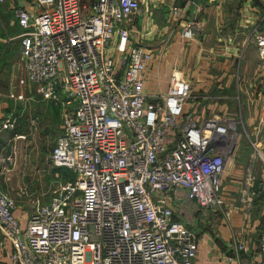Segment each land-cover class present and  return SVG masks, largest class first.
<instances>
[{
    "label": "built area",
    "instance_id": "1",
    "mask_svg": "<svg viewBox=\"0 0 264 264\" xmlns=\"http://www.w3.org/2000/svg\"><path fill=\"white\" fill-rule=\"evenodd\" d=\"M11 1L21 28L20 81L58 107L60 130L48 159L71 177L24 220L0 191L6 264H195L197 242L182 215L223 205L221 175L237 122L185 114L190 83L176 72L165 91L143 90L151 53L129 34L142 0ZM169 14L178 16L179 9L172 6ZM197 27L193 18L183 19L180 37L192 39ZM247 38L264 69V29L252 27ZM15 123L8 114L0 130ZM14 159L11 146L0 182ZM253 196L241 192L244 210ZM256 245L257 259L238 264H264V224ZM231 251L224 262L248 249L236 237Z\"/></svg>",
    "mask_w": 264,
    "mask_h": 264
},
{
    "label": "crops",
    "instance_id": "2",
    "mask_svg": "<svg viewBox=\"0 0 264 264\" xmlns=\"http://www.w3.org/2000/svg\"><path fill=\"white\" fill-rule=\"evenodd\" d=\"M142 2L144 5L140 4L139 14L132 18L129 34L131 43L142 45L151 53L144 73L143 90L149 93L165 91L170 73L176 72L190 83L191 91L195 89L200 92L199 99L188 102V98L183 107V112L190 114L193 120L198 121L199 117L206 114V111L207 114L212 113L208 117H217L221 120L233 119L236 114L242 116L240 104L238 102L234 104L233 100L235 89L240 82L239 66L233 68L227 63H215L213 65L215 70H210V66H205L204 63L209 64V59L207 61L205 59L209 57V54L224 58L235 57V51H243L247 46H253L255 51V46L247 35L254 26L264 29V19L261 18L264 0H143ZM14 5L15 3L11 0H5L0 4V82L8 76L11 80L13 75L10 73L15 65L23 71V59L18 42L21 28L13 12ZM172 6L179 9L178 16L169 14V8ZM188 18L196 20L198 27L192 39L184 40L179 35V26L183 19ZM147 29L152 31L142 36L136 32V30ZM14 49L18 57L14 55L15 53L13 54ZM232 60L225 59V62L230 63ZM18 61H20L19 64ZM253 70L260 74L255 76L253 81L255 82L263 75L264 69L259 64ZM248 85H252L256 92L255 83H248ZM205 99L210 100L205 101ZM26 101H21V104L24 105ZM29 101L38 104L41 115L45 113L48 106L52 108V117L57 115L59 119L58 134L61 124L58 107L40 98ZM41 102H45V105H41ZM247 103L243 104L245 106L244 109L242 108L243 118L247 129L253 135V143L251 140L247 141L253 152L246 154L245 146L242 147L240 143L230 148L221 175L223 205L220 212H214L215 209L204 212L194 208L193 218H189L186 213L182 215L188 221V228L197 233L195 234L197 242L195 264H238L250 256L257 259L255 255L257 236L259 228L264 224V99L252 96L251 100L247 98ZM7 107L8 104L0 105V120L8 114L12 116L10 110L5 112ZM36 116L39 117V115ZM33 117L27 122L35 129L38 119L36 117V122L31 123ZM8 133L0 130V169L3 157L13 146L9 147V145L17 140H11ZM18 150L6 177L8 183L15 182L17 177ZM238 160H243V163L240 164ZM258 185H260L259 195H257ZM245 189L254 192L246 210L239 201L241 192ZM14 214L24 220L28 213L16 208ZM189 219L192 220L191 223ZM197 221L206 225L209 223H215V225L198 232L194 227ZM236 237L244 240L248 252L244 255L238 254L235 260L226 263L224 257L231 255V247ZM8 252V246L0 249V264L7 263Z\"/></svg>",
    "mask_w": 264,
    "mask_h": 264
},
{
    "label": "rangeland",
    "instance_id": "3",
    "mask_svg": "<svg viewBox=\"0 0 264 264\" xmlns=\"http://www.w3.org/2000/svg\"><path fill=\"white\" fill-rule=\"evenodd\" d=\"M141 3L144 5L143 2ZM255 53L256 52L254 51L253 46H247V48L243 49V51H235V57L231 56L230 58H224L223 56H211V54H209V57L205 58L206 61L209 59V64L204 63L205 66H210V70H215V68H213L215 63H227L233 66V68H237L239 66L240 72L238 76L240 82L237 89H235V96H233V100L234 104H237V102L240 104V114L242 116L236 114L235 118L230 119L237 122L235 126L236 134L233 142L231 143V147H234L237 143H240L242 147L245 146L246 149L243 150L246 154L253 152L247 142L251 140L253 143V135L250 134V131L247 129L244 123L243 109L245 106L243 104L247 103V98H250L251 100L252 96L259 99H264V71H262L263 75H261L257 81L253 82L255 76L259 74L254 72L253 69H255L256 66H259L260 64ZM13 54L16 55V49H14ZM16 57L18 56L16 55ZM225 59L233 60L229 63L225 62ZM19 63L20 61H18V64ZM17 68H19V70ZM10 74L13 75L11 80L9 79L10 76H8V78L0 82V105L2 103L3 106L4 104H8L5 112L10 110L12 116L16 118V123L12 130L3 131L11 132L15 129L14 132L8 133V137H10L11 140H14V135L17 134L22 135L23 138L17 139L15 143L10 144L9 142V147L11 145H15V155H17V149H19L16 163L18 172L16 173L17 177L15 182L10 181V183H8L5 176L1 177L0 191L6 193L7 196L14 200L16 208H18L19 211L31 213L38 205L46 202L58 185L71 177V173L63 168L52 165L48 159L49 150L51 149L58 132L59 119L57 115L52 117V108L48 106L43 116L41 113H39L41 111L38 104H34L32 101H29L30 99H38L39 97L34 93L30 86H27L25 83L22 84L21 81L23 79V71L19 66L15 65L12 68ZM248 83H255L257 85L256 92L253 86H249ZM10 94L13 97H10ZM18 94L23 95L24 99H30L28 101H26L27 99L17 100L15 99V96ZM199 96L200 92L193 89L190 93L188 102L199 99ZM206 100L210 99H205V101ZM7 101H9V103ZM21 101H26V103L23 105L21 104ZM42 104L45 105V102H41V105ZM22 106L24 107L23 112ZM211 114L212 113L207 114L206 111V114L201 117H208ZM36 115H39V117ZM32 117L33 119L36 117L38 119V122L36 123L37 125L35 124V129L27 122V120ZM255 156H257L256 153ZM238 161L240 164L243 163V160ZM261 164H263V162ZM214 209V212H217L221 208ZM188 216L193 218L192 214ZM195 223L196 224L194 227L196 230H198V232L202 229H210L215 225V223H209L206 225V223L200 221ZM193 233L196 238L197 233H195V231Z\"/></svg>",
    "mask_w": 264,
    "mask_h": 264
},
{
    "label": "water",
    "instance_id": "4",
    "mask_svg": "<svg viewBox=\"0 0 264 264\" xmlns=\"http://www.w3.org/2000/svg\"><path fill=\"white\" fill-rule=\"evenodd\" d=\"M257 190H258V194L257 195H259L260 185H258Z\"/></svg>",
    "mask_w": 264,
    "mask_h": 264
},
{
    "label": "trees",
    "instance_id": "5",
    "mask_svg": "<svg viewBox=\"0 0 264 264\" xmlns=\"http://www.w3.org/2000/svg\"><path fill=\"white\" fill-rule=\"evenodd\" d=\"M15 131V129L13 130V131H11V132H9V133H12V132H14ZM17 131V130H16ZM262 226V225H261ZM260 230H261V227L259 228V232H260Z\"/></svg>",
    "mask_w": 264,
    "mask_h": 264
}]
</instances>
